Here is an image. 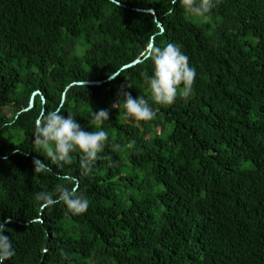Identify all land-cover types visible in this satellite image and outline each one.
<instances>
[{"label": "trees", "instance_id": "obj_1", "mask_svg": "<svg viewBox=\"0 0 264 264\" xmlns=\"http://www.w3.org/2000/svg\"><path fill=\"white\" fill-rule=\"evenodd\" d=\"M214 3L210 26L172 0H0L4 264H264V0ZM169 43L197 75L190 97L160 106L145 56ZM126 94L157 117L125 120L113 105ZM56 109L86 131L97 130L91 111L109 112L87 175L79 153L34 172L35 160L50 164L35 122ZM63 180L85 213L38 205Z\"/></svg>", "mask_w": 264, "mask_h": 264}, {"label": "clouds", "instance_id": "obj_2", "mask_svg": "<svg viewBox=\"0 0 264 264\" xmlns=\"http://www.w3.org/2000/svg\"><path fill=\"white\" fill-rule=\"evenodd\" d=\"M177 2L190 17L198 20L210 19L215 6L214 0H172L173 5ZM145 59L151 61V74L145 73L144 85L153 103L160 106L173 104L178 90L182 91L184 98L190 97L197 73L190 66L189 57L179 46L169 43L166 47L155 48L146 53ZM113 107L122 108L127 121H152L158 115V109L154 110L143 96L133 98L131 94H126ZM91 114V126L96 131H86L77 119L71 115H62L59 109L47 112L36 120L34 149L36 152H43L50 164L35 160V174L51 173L50 165L61 168L71 165L73 153L80 154L82 173L87 175L91 172L109 140V134L104 130V125L109 120V112L100 110L97 113L91 111ZM113 147L118 149L119 145ZM35 200L40 207L62 204L65 206L66 215L83 214L89 206L87 199L75 192L71 180H63L55 191L38 192ZM8 222L10 221L0 223V264H4L14 254L9 237L5 235L8 229L4 224Z\"/></svg>", "mask_w": 264, "mask_h": 264}, {"label": "rangeland", "instance_id": "obj_3", "mask_svg": "<svg viewBox=\"0 0 264 264\" xmlns=\"http://www.w3.org/2000/svg\"><path fill=\"white\" fill-rule=\"evenodd\" d=\"M198 23L200 24H208L210 26H213V23L210 21V20H203V19H200L198 21ZM5 114H8V112L6 111ZM5 140L6 141H10V142H13V143H18L19 142V138L17 137H14L13 133H10L8 134L6 137H5Z\"/></svg>", "mask_w": 264, "mask_h": 264}, {"label": "water", "instance_id": "obj_4", "mask_svg": "<svg viewBox=\"0 0 264 264\" xmlns=\"http://www.w3.org/2000/svg\"><path fill=\"white\" fill-rule=\"evenodd\" d=\"M152 45V44H151ZM152 47V46H151ZM113 78V77H112ZM33 99V98H32ZM32 99H31V104H32ZM31 106V105H30Z\"/></svg>", "mask_w": 264, "mask_h": 264}]
</instances>
